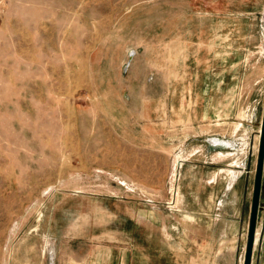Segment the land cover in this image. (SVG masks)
<instances>
[{
	"label": "rangeland",
	"instance_id": "rangeland-1",
	"mask_svg": "<svg viewBox=\"0 0 264 264\" xmlns=\"http://www.w3.org/2000/svg\"><path fill=\"white\" fill-rule=\"evenodd\" d=\"M263 68L264 0H0V264H205Z\"/></svg>",
	"mask_w": 264,
	"mask_h": 264
},
{
	"label": "crops",
	"instance_id": "crops-1",
	"mask_svg": "<svg viewBox=\"0 0 264 264\" xmlns=\"http://www.w3.org/2000/svg\"><path fill=\"white\" fill-rule=\"evenodd\" d=\"M261 79L263 83L258 98L260 110L256 117L257 124H259L258 132L261 128L264 107V68ZM256 162L253 167L250 165L248 172L233 176L225 181L218 199L219 207H216L218 218H215L213 224L214 230L217 227L219 238L212 239L210 237L208 240V259L202 260L205 264H241L239 254L241 251L242 253L245 252L247 243ZM217 231L214 233L216 237ZM166 241L168 242V238ZM199 241L201 242V240L196 239L192 245H187L186 242H178L180 246L177 247L176 264H185V258L187 259L189 254H191L190 263L197 264L200 254L204 252L201 249V245L204 244H200ZM254 250L257 251V254L253 255L251 264H264V161L255 224ZM132 253V250L125 251L124 255L127 257L122 260L124 264L128 261L131 264L129 256Z\"/></svg>",
	"mask_w": 264,
	"mask_h": 264
},
{
	"label": "water",
	"instance_id": "water-1",
	"mask_svg": "<svg viewBox=\"0 0 264 264\" xmlns=\"http://www.w3.org/2000/svg\"><path fill=\"white\" fill-rule=\"evenodd\" d=\"M259 136L260 138H259L257 162H256V169H255L254 188H253V196H252V203H251V210H250L247 243H246L245 253L243 257V264H251L252 251H253V246L255 242V224H256V216H257V209H258V199H259V191H260V184H261L262 167H263V161H264V107H263V117H262Z\"/></svg>",
	"mask_w": 264,
	"mask_h": 264
},
{
	"label": "bare ground",
	"instance_id": "bare-ground-1",
	"mask_svg": "<svg viewBox=\"0 0 264 264\" xmlns=\"http://www.w3.org/2000/svg\"><path fill=\"white\" fill-rule=\"evenodd\" d=\"M124 182H125V181H124ZM125 184H126V182H125ZM243 257H244V253H242L241 263H242Z\"/></svg>",
	"mask_w": 264,
	"mask_h": 264
}]
</instances>
